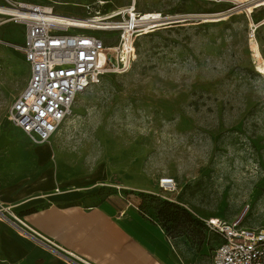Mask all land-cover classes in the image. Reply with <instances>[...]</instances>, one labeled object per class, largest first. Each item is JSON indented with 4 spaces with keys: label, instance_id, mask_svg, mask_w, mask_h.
<instances>
[{
    "label": "rangeland",
    "instance_id": "obj_1",
    "mask_svg": "<svg viewBox=\"0 0 264 264\" xmlns=\"http://www.w3.org/2000/svg\"><path fill=\"white\" fill-rule=\"evenodd\" d=\"M10 1L72 16L134 1L175 22L136 41L127 72L78 96L47 142L60 176L91 175L119 190L164 228L181 264H212L221 237L206 220L264 230V73L252 51L255 40L264 57V0ZM0 19L1 189L33 178L39 165L37 143L8 120L29 78L25 55L10 46L22 43L24 28ZM165 178L174 190L161 186ZM165 201L185 210L181 217L160 216Z\"/></svg>",
    "mask_w": 264,
    "mask_h": 264
},
{
    "label": "built area",
    "instance_id": "obj_2",
    "mask_svg": "<svg viewBox=\"0 0 264 264\" xmlns=\"http://www.w3.org/2000/svg\"><path fill=\"white\" fill-rule=\"evenodd\" d=\"M6 2L19 13L5 16L24 28L23 42L10 46L23 52L30 69L27 85L11 106L8 120L37 144L51 140L81 93L104 76L122 74L132 67L140 37L173 24L170 19H145L147 15L137 10L134 1L110 12L85 16L56 13L50 6ZM126 44L125 59L118 49L122 47L123 52ZM161 186L172 191L176 182L165 178ZM4 209L9 213L10 207ZM206 225L223 238L212 252V264H264V230L251 231L219 218L206 220Z\"/></svg>",
    "mask_w": 264,
    "mask_h": 264
},
{
    "label": "crops",
    "instance_id": "obj_3",
    "mask_svg": "<svg viewBox=\"0 0 264 264\" xmlns=\"http://www.w3.org/2000/svg\"><path fill=\"white\" fill-rule=\"evenodd\" d=\"M46 143L38 173L0 189V264H181L156 220L95 176H60Z\"/></svg>",
    "mask_w": 264,
    "mask_h": 264
},
{
    "label": "bare ground",
    "instance_id": "obj_4",
    "mask_svg": "<svg viewBox=\"0 0 264 264\" xmlns=\"http://www.w3.org/2000/svg\"><path fill=\"white\" fill-rule=\"evenodd\" d=\"M240 4L243 7L245 6L244 4H242L240 0H235L234 5L238 6ZM17 13H19V10L15 7L0 5V15H10V14H17ZM145 14L147 15L145 19H154L155 21H159V22L165 21V18H166V17L164 18V16L160 14L159 12H145ZM262 23H264V21H262L261 24ZM118 50L120 54L123 56V58L126 59L128 56L129 45L126 44V46H124L123 52H122V47L119 48ZM252 51H253V61H254L256 70L261 73H264V57L262 56L260 52L258 42L255 40L252 41Z\"/></svg>",
    "mask_w": 264,
    "mask_h": 264
},
{
    "label": "trees",
    "instance_id": "obj_5",
    "mask_svg": "<svg viewBox=\"0 0 264 264\" xmlns=\"http://www.w3.org/2000/svg\"><path fill=\"white\" fill-rule=\"evenodd\" d=\"M170 208H174L173 211H170ZM141 211H143V210L141 209ZM181 211H185V210H182V208H180L177 204H175L173 202L165 201L163 203V207L160 208L159 215L174 221V220H177L179 217H181V215H180ZM185 213H188V212H185ZM217 235H219V234H217Z\"/></svg>",
    "mask_w": 264,
    "mask_h": 264
},
{
    "label": "water",
    "instance_id": "obj_6",
    "mask_svg": "<svg viewBox=\"0 0 264 264\" xmlns=\"http://www.w3.org/2000/svg\"><path fill=\"white\" fill-rule=\"evenodd\" d=\"M175 22H173V24H174Z\"/></svg>",
    "mask_w": 264,
    "mask_h": 264
}]
</instances>
